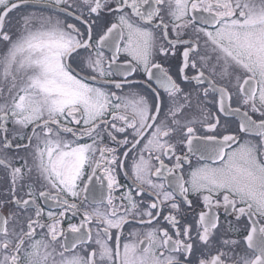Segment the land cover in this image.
I'll list each match as a JSON object with an SVG mask.
<instances>
[{"label": "snow or ice", "instance_id": "obj_1", "mask_svg": "<svg viewBox=\"0 0 264 264\" xmlns=\"http://www.w3.org/2000/svg\"><path fill=\"white\" fill-rule=\"evenodd\" d=\"M0 264H264V0H0Z\"/></svg>", "mask_w": 264, "mask_h": 264}, {"label": "flooded vegetation", "instance_id": "obj_2", "mask_svg": "<svg viewBox=\"0 0 264 264\" xmlns=\"http://www.w3.org/2000/svg\"><path fill=\"white\" fill-rule=\"evenodd\" d=\"M192 163H193V166H196V158L195 157H193ZM73 222H78V221H73ZM64 227H67V221L64 223ZM125 235L127 236V232L125 233Z\"/></svg>", "mask_w": 264, "mask_h": 264}]
</instances>
